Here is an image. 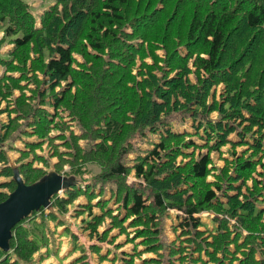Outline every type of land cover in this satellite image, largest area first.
I'll return each instance as SVG.
<instances>
[{
	"label": "trees",
	"instance_id": "1",
	"mask_svg": "<svg viewBox=\"0 0 264 264\" xmlns=\"http://www.w3.org/2000/svg\"><path fill=\"white\" fill-rule=\"evenodd\" d=\"M33 3L0 0V50L11 46L0 56V115L8 116L0 123V162L7 161L6 151L16 150L26 185L47 173L48 162L58 174L80 183L55 195L49 214L41 208L13 227L9 251L0 250V264H31L43 246L45 239L29 240L34 231L22 223L37 215L52 220L67 214L82 216L81 228L96 240L89 251L100 262L157 264L158 258L142 260L141 255L158 245L138 247L156 238L154 222L170 209L184 216L177 225L182 231L179 245L169 246L167 263L210 264L218 261L214 254L223 251L227 256L228 240L221 235L206 237L196 215L219 192L227 204L216 206L238 203L229 194L235 189L233 181L250 179L264 157V0H54L38 17L31 10ZM217 89L221 101L215 98ZM35 99L51 106L53 113L36 107ZM63 107L68 115H60ZM215 111L219 118L212 120ZM174 113L197 122L195 135L172 131L168 121ZM65 119L75 124L78 135ZM53 131L57 134L51 135ZM148 133L161 136L158 143L147 140L153 148L137 157L133 166H125L122 159L133 149L130 140L136 134L147 138ZM232 134L237 135L236 142L228 139ZM12 139L22 140L24 149L6 147L4 142ZM78 141L86 145L81 147ZM44 144L47 157L36 153ZM227 144L231 158L225 159L218 180L208 182L210 154ZM237 147L246 148L238 155ZM185 158L190 160L184 163ZM229 167L234 168L233 177L225 185L219 183L228 177ZM132 173L138 182L128 185ZM12 176L10 167L0 170V177ZM5 188L12 192L15 183H0V190ZM7 196L0 192V202ZM256 197L231 207L232 215L249 224L252 230H245L252 232L264 230L256 217H249L262 212L257 205L264 203V188ZM111 201L115 209L109 206ZM95 207L103 214L95 215ZM150 207L159 209L157 217ZM221 222L223 231L227 222ZM113 230L117 234L110 236ZM121 235L124 241L115 244ZM241 239L239 247L251 243L246 235ZM234 240L229 233V243ZM260 242L253 239L250 250L264 246V237ZM103 243L109 246L105 254L100 251ZM123 243H132V251L117 253ZM200 244L209 245L207 263L185 254L190 245L192 252L200 253ZM79 248L75 264H88ZM239 252L244 259L232 250L229 261L221 264H264V257L253 262L250 251Z\"/></svg>",
	"mask_w": 264,
	"mask_h": 264
},
{
	"label": "rangeland",
	"instance_id": "2",
	"mask_svg": "<svg viewBox=\"0 0 264 264\" xmlns=\"http://www.w3.org/2000/svg\"><path fill=\"white\" fill-rule=\"evenodd\" d=\"M24 1L27 4H31L33 2H37L38 0H24ZM53 1L54 0H44V3L41 4L37 8H35L31 5L32 6L31 10H32V12H36V11H34L36 9H39V10L48 9L50 4L53 3ZM34 14H35V17L39 16L37 14V12ZM0 55H2V54H0ZM0 71H2V69ZM23 83L31 84V82L27 81V80L23 81ZM103 87H106V83L103 84ZM59 90H60V88H57L56 91L59 92ZM21 92H23L25 94L27 93L25 88L21 89ZM220 94H221V89H217L215 91V98L217 101H221V99L219 98ZM16 96L18 97L19 94L17 93ZM73 99L76 100L75 98H73ZM39 102H41V101L40 100L38 101L37 99H35V106L36 107L46 109L48 114L53 113V108L51 106L42 105V104L40 105ZM73 103H74V101H73ZM3 106H4V104H3ZM59 113H62L60 115H63V116H65L66 114L67 115L69 114L66 107H63L61 110H59ZM60 115H59V118H61ZM218 118H219V114L217 111L211 113V119L212 120H217ZM7 120H8L7 115H4V114L0 115V123L3 121L6 122ZM65 120L68 122L67 119H65ZM56 121L59 122L58 118L56 119ZM68 123H69L70 127L72 128L71 130L74 131L75 134L78 135L79 130L75 126V124L70 123V122H68ZM23 126H24V123L21 124V127H23ZM168 126L171 127L172 131H176V132L187 131L191 135H195L194 129L197 126V122L193 121L191 116H187L183 113H174V115L169 118ZM164 127H167V126H164ZM23 129H27V128H23ZM28 130H30V128ZM2 132H3V130L1 129L0 134H2ZM158 133L160 134L162 132L159 131ZM201 133H203L202 130H200V134ZM54 134H57V132L53 131V133H51V135H54ZM141 136H143V135L136 134L130 140V146H132L133 149H132V151L128 152L125 155V157L122 159L125 166H129V167L133 166L135 159L137 157L144 156V154L146 153L147 150L149 151L153 148V144L150 145L147 141L148 139L145 137L143 138ZM16 137H17V135H12V138H16ZM153 137L151 139L152 143H154ZM22 138L28 139L25 136H23ZM193 139L197 143H201L199 136H193ZM228 139L232 142H236L238 140L236 134L230 135ZM247 139H249V138H247ZM30 141L37 142V140L34 138H31ZM78 142H79V145L81 147H84L86 145L85 141H78ZM4 143H5L6 147H8V146L12 147L13 146L16 149H24V145L22 143V140L12 139L9 141L7 140ZM43 148H44L43 152H40L39 150H37L36 153L43 154L47 157L46 145H44ZM245 148L246 147H237L236 151H237L238 155H240L241 152ZM60 150L63 151L64 149L61 148ZM203 153H205V152H203ZM230 153H231V146L229 144H227L221 148L220 152H212L210 154L212 164H211V167H209L211 169V172L207 178L208 182L218 180L215 177L220 176V171L222 170V168L226 164V162L223 163L222 160L226 159V158L227 159L231 158ZM8 154L11 158L10 162H13L15 158L19 157V153L16 150L15 151L10 150V152H8ZM196 154H198V153H196ZM260 157H257V158L261 159L260 160L261 164H257L256 166H254V170L251 173L250 179H246V180L239 179L238 181H236V180L233 181V183H235L234 184L235 189L232 192H230L229 194L234 195L235 199H237L238 203L230 202V204H228V207H226V208L222 207V206H216L215 204L218 205L219 202L221 204H227V200L223 197L224 195H222V193L219 192L216 200L212 201L210 204L205 205L203 211L200 214L196 215L197 218L200 219V221L204 224L200 230L203 233H205L206 237L212 236L215 238L216 236L221 235V237H225L228 240V244H229L228 251L230 254H232V250H236V251H238V256L240 258L244 259L245 256H244L243 252H239V251L245 250V251H247V254H248V251H250L249 257L253 260V262L257 261L258 263L260 262V259L262 257H264V246L256 245L255 248L250 250V245L252 244L253 239H255V241H257L258 243H261L260 241L264 237V230L258 231V232H252V231L245 230L246 227L250 228L249 226H247L249 224H246V223L244 224L242 222V219L239 218L237 215L233 216L232 215V209L235 208V206H237V205L241 206L242 204L246 205V203H248V201H243V200L256 199L257 198L256 195L259 192V190L264 188V157L263 156H260ZM195 159H196V157H195ZM178 160H180V158ZM189 160H190L189 158H185L182 162L186 163ZM48 161H49V158H48ZM54 161H55V159L51 160V162H54ZM177 163H180V162H177ZM0 166H1V164H0ZM34 166L40 167V164L35 163ZM48 166L49 167L47 168V171L53 170V166L51 164L49 165V162H48ZM90 169L93 171H97L93 167H91ZM65 171H67V170H64L62 173H64ZM233 173H234V168L229 167L228 177H226V175H225L224 177L219 179L218 182L219 183L223 182V184L225 185L227 183L228 178L230 176L233 177ZM2 181L9 182L8 179L4 180L3 178H0V182H2ZM136 181L137 180L131 174L127 178L126 183L128 185H133V184H135L134 182H136ZM110 187L114 188L115 185L111 184ZM186 189L188 190L190 188L186 186ZM238 193H239L240 197L238 196ZM105 198L110 199L111 197L108 196ZM258 199H260V198H258ZM109 205L116 207V205H114V203L112 201L109 203ZM261 205L263 207L262 209L260 208ZM261 205H257V210H262V212L258 213L257 216H254V214H253L249 217H251V218L256 217L257 218L256 220L264 228V203ZM231 207H233V208H231ZM150 209H152L154 211L155 217H157V213H158L159 209H157V208L155 209L152 207H150ZM92 212L95 213V215H102L104 211L99 210L95 207L92 209ZM49 213H46V210H45V214H49ZM183 216L184 215L182 214V211L178 212V211H175V209H170V210H167L165 213H163L159 217V219L154 222V225L150 223L151 225L156 227L155 229L157 232L154 235H152V236H155L156 238H154L148 242L147 241L140 242V247H143V245L146 246L149 244H156L158 246L155 247L156 249L154 251L145 253L142 256L143 258H146V257H152L153 259L158 258L160 260V262L158 261L157 264H180L176 261L174 263H167L166 258H167V255H169V252H168L169 246L170 245H175V246L179 245V242H180L179 236H180L182 231L179 228H177V225L180 223ZM34 218H35V220L33 219L30 221H25L24 223H22L21 226L23 228H25L27 231H34L29 236V240H31L34 237L35 241L38 243V240L45 239L44 243L42 244L43 245L42 247H44L45 245L49 246L51 243H53L54 240L57 239L55 237V234L56 235L59 234L60 236L66 235L69 237V235H68V232H70L69 229L72 230L74 233L82 236L81 237L82 239H79L80 237L78 238L82 244L88 246L91 243V242L87 241V239L85 237L86 235L83 234L84 232H81L82 230L79 228L80 224H81L80 219L75 220L74 218H71L69 216H66V217L63 216V217H60V219H58L56 217V219L50 220L49 218L41 217L40 215L34 216ZM85 218H87V216H85ZM42 219H44V224L41 223ZM222 219L223 220L225 219V221L227 222L226 229L223 231H222L221 227L224 223H222V222L220 223V221ZM60 223L65 225V227H66L65 230L62 227L58 228V227L62 226ZM250 230H252V229L250 228ZM63 233H64V235H63ZM229 233H230V239L235 238V240L231 244L229 243ZM257 234H261V235H257ZM244 235H246L248 237V239L251 240V243L248 242L243 247H239L238 243H240L242 241L241 238L244 237ZM66 236H65V238H66ZM122 238L123 237H121L119 240H121ZM180 239H182V238H180ZM211 241H212V239L209 238V242H211ZM73 244L75 245V247L78 246L76 244V242H73ZM54 245H55V243H54ZM208 246L209 245H207V244H200L201 252L197 253V252H192L193 245H190V250L186 251L185 254L190 256L193 253L194 258H197L200 256L201 262L207 263L210 261V255H211V253L207 250ZM101 247L103 248V250L101 249L100 251L106 253V250H104V248L106 247V244L105 243L101 244ZM130 247L131 246L128 245V246L124 247L123 249H129ZM171 247H170V250L172 249ZM229 253H228V255H229ZM40 254H41V249L33 255L36 257V261L39 260ZM225 254L226 253L223 251L220 253L214 254L215 257L218 259V261L216 263H210V264H221L222 262H228L229 261V259L227 257L228 255L226 256ZM113 256L114 255H112V257ZM186 257L188 258V256H186ZM57 258L60 261V257H57ZM42 259H43V257L41 258V260ZM36 261L32 262L31 264H35ZM92 263L93 264H101L102 262H99L98 258H96V261H92ZM136 263L139 264L140 261L136 260ZM184 264H186V262Z\"/></svg>",
	"mask_w": 264,
	"mask_h": 264
},
{
	"label": "water",
	"instance_id": "3",
	"mask_svg": "<svg viewBox=\"0 0 264 264\" xmlns=\"http://www.w3.org/2000/svg\"><path fill=\"white\" fill-rule=\"evenodd\" d=\"M15 189L0 202V250L9 251L11 231L24 219L42 208L46 213L52 211L51 200L55 195L80 183L75 177H68L51 170L31 185H26L18 168L12 166Z\"/></svg>",
	"mask_w": 264,
	"mask_h": 264
},
{
	"label": "crops",
	"instance_id": "4",
	"mask_svg": "<svg viewBox=\"0 0 264 264\" xmlns=\"http://www.w3.org/2000/svg\"><path fill=\"white\" fill-rule=\"evenodd\" d=\"M44 3V1L43 0H39V1H37V2H34L33 4H32V6L33 7H35V8H37V7H39L41 4H43ZM52 3V2H51ZM44 10L43 9H41V10H39V9H37L36 10V12H37V14H41L42 12H43ZM35 12V13H36ZM41 12V13H40ZM1 36H2V34L0 33V38H1ZM11 48V46H5V47H3L1 50H0V54H4L5 55V53L9 50ZM2 55H0V56H2ZM1 68V67H0ZM2 69V68H1ZM0 69V70H1ZM0 74H2V71H0ZM18 93V92H17ZM17 93L15 92V94L17 95ZM4 115H6V114H4ZM210 118H211V115H210ZM3 122H5V121H3ZM157 134H159V133H157ZM161 134V133H160ZM147 136V139H148V141L149 142H152L151 141V139H152V137H153V140H154V143H158V141H159V139H160V137L161 136H157V135H155V134H147L146 135ZM4 145V144H3ZM2 145V146H3ZM45 145V144H44ZM43 145V146H44ZM43 146H42V151L41 150H39L40 152H43L44 151V148H43ZM8 152H10V151H7L6 152V155H7V161H5V162H0V164H1V166H0V170L2 169V168H4V167H10V168H12V166H15V167H17L18 168V164H17V159L18 158H15L14 159V161L13 162H10L11 160V158H10V156H9V154H8ZM201 152H205V150H202ZM38 154V153H37ZM39 155H43V154H39ZM43 156H45V155H43ZM227 159V158H226ZM29 161H31V158H29ZM55 162V161H54ZM54 162H52V163H54ZM222 162L224 163L225 162V159H223L222 160ZM7 164V165H6ZM40 167H42V164L40 163ZM221 167V166H220ZM219 167V168H220ZM67 169V168H66ZM132 175H133V177H134V173H132ZM0 178H3L4 180H7V179H10V178H5V177H0ZM135 178V177H134ZM136 179V178H135ZM137 180V179H136ZM5 182H7V181H2V182H0V183H5ZM138 182V180L136 181V182H134V183H137ZM7 189H1L0 190V192H2V193H5V192H7L6 191ZM112 209H115V207L114 206H112V205H109ZM66 216H69V217H71V218H74V217H72L70 214H67ZM65 216V217H66ZM81 217L82 216H80V217H78V218H74L75 220H78V219H80V223H81ZM107 222H109L108 220L106 221V224H107ZM62 226H60V227H58V228H63L64 230L66 229V227H65V225H63V224H61ZM82 227V225L80 224V229L82 230L81 232H84L83 234H85L86 236V239H87V241H89V242H91L88 246H86V245H84V244H82L80 241H79V239H82L81 237L82 236H80V235H78V234H76V233H74L72 230H70L69 229V231L70 232H68V235H69V237L68 236H66V235H64V233H63V235L64 236H60L59 234L58 235H56L55 234V237L57 238L56 240H54V242L53 243H51L49 246H44V247H41V254L39 255V260H37L36 261V257L34 256L33 257V262L34 261H36L35 262V264H75V261L81 256V250H80V248L79 247H81L83 250H84V253H85V255L87 256V262H88V264H93L92 263V261H96V258H98V256L96 255V254H92V253H90V251H89V246L90 245H93V244H95L96 243V240H94V239H92L91 238V236H89V233H88V231H83V229L81 228ZM105 230V227H101V228H99V232H103ZM117 234V230H113L111 233H110V236H114V235H116ZM65 236H66V238H65ZM80 237V238H79ZM121 237H123L121 240H119ZM79 238V239H78ZM124 239H125V237H124V235H121V236H119V237H117L116 238V240H115V244L116 243H122L123 241H124ZM75 241H77L76 242V244L79 246H77V247H75V245L73 244V242H75ZM94 241V242H93ZM139 240H137L136 242H138ZM50 242V241H49ZM54 243H55V245H54ZM123 246L120 248V249H118L117 250V253H121L122 251H125V252H131L132 251V248H133V244L132 243H123L122 244ZM128 245H130L131 247L129 248V249H123L124 247H126V246H128ZM109 246L108 245H106V247L105 248H108ZM105 248H104V250H105ZM139 249H141V247L139 246L138 247ZM103 250V249H102ZM50 251V252H49ZM53 251V252H52ZM102 254H105L104 252H102ZM144 255V254H143ZM143 255H141V258H142V260L143 259H145V258H143L142 256ZM110 256V255H109ZM43 257V259L41 260V258ZM57 257H60V261L58 260V258ZM147 258H152V257H146V259ZM98 260H99V258H98ZM100 262V261H99ZM112 264L111 262H109V261H107V260H104V261H102V263L101 264ZM117 264V263H116ZM119 264V263H118Z\"/></svg>",
	"mask_w": 264,
	"mask_h": 264
},
{
	"label": "clouds",
	"instance_id": "5",
	"mask_svg": "<svg viewBox=\"0 0 264 264\" xmlns=\"http://www.w3.org/2000/svg\"><path fill=\"white\" fill-rule=\"evenodd\" d=\"M53 171H54V170H53ZM47 172H48V171H47ZM62 175H63V174H62ZM12 177H13V176H12ZM12 177H11V179H8L9 182H10V180H12ZM9 182H8V183H9ZM5 189H6V188H5ZM5 193L9 194V193H11V192H9L8 189H7V192H5ZM60 194H61V193H60ZM58 195H59V194H58Z\"/></svg>",
	"mask_w": 264,
	"mask_h": 264
}]
</instances>
